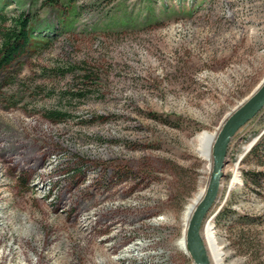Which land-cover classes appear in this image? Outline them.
<instances>
[{
  "label": "rangeland",
  "instance_id": "1",
  "mask_svg": "<svg viewBox=\"0 0 264 264\" xmlns=\"http://www.w3.org/2000/svg\"><path fill=\"white\" fill-rule=\"evenodd\" d=\"M263 79L264 0H0V264H194L190 142ZM225 156L209 263L206 223L221 264H264V106Z\"/></svg>",
  "mask_w": 264,
  "mask_h": 264
},
{
  "label": "water",
  "instance_id": "2",
  "mask_svg": "<svg viewBox=\"0 0 264 264\" xmlns=\"http://www.w3.org/2000/svg\"><path fill=\"white\" fill-rule=\"evenodd\" d=\"M264 106V82L259 89L253 91L251 96L242 105L233 109L226 115L221 124V130L214 146V166L210 176L207 192L196 208L193 221L187 234L190 256L194 264H210L209 257L203 244L200 227L204 215L213 201L217 187L223 177L222 169L227 162L225 153L228 142L237 128L248 118L256 114Z\"/></svg>",
  "mask_w": 264,
  "mask_h": 264
},
{
  "label": "bare ground",
  "instance_id": "3",
  "mask_svg": "<svg viewBox=\"0 0 264 264\" xmlns=\"http://www.w3.org/2000/svg\"><path fill=\"white\" fill-rule=\"evenodd\" d=\"M263 82H264V79L257 86V88L254 90V92L257 89H259V87L261 86V84ZM246 100H244L243 102H245ZM243 102L240 105H242ZM240 105H238L237 107H239ZM220 130H221V128H220ZM220 130H219V132H220ZM219 132L217 134L209 133L207 131L200 132L190 142L191 147L193 148L194 152L198 155V157L208 164L207 170L209 172L211 171L213 158L215 159L214 146H215L216 139L219 135ZM237 180H238V178H237V174L235 172L233 174L232 183L236 182ZM209 182H205L204 185H202L200 187L198 192L186 204V206L183 210V213H182L181 235L178 238V240L176 241L175 245H176L177 249H179L182 253H184L185 255H188V256H190V250L188 247L187 234H188L189 228L191 226V223L193 221V217H194V213L196 211V208L198 207V205L200 204V202L202 201V199L204 198V196L207 192ZM204 236H205V241L209 247V253L211 254V257L213 258L214 263L215 264H221L220 258H219V256H220L219 255V248L217 246L215 236H214L213 232L211 231L210 223H206V225L204 227ZM141 247H143V245L134 243V244L128 246L127 248H125V250L118 256L117 259L130 257V256H132L131 254H133L136 250H139Z\"/></svg>",
  "mask_w": 264,
  "mask_h": 264
},
{
  "label": "trees",
  "instance_id": "4",
  "mask_svg": "<svg viewBox=\"0 0 264 264\" xmlns=\"http://www.w3.org/2000/svg\"><path fill=\"white\" fill-rule=\"evenodd\" d=\"M25 21L21 22V27L19 31H12L11 33H7L6 34V38L4 39V44H3V50H5L8 54L7 56H10L11 54L14 53V51L17 49V46L15 45L17 43V41L19 40H25L27 41L28 39V33L25 30ZM13 39V40H11ZM13 41V42H12ZM10 54V55H9ZM256 148V146L254 147ZM94 197H96V195L94 194ZM97 198V197H96Z\"/></svg>",
  "mask_w": 264,
  "mask_h": 264
}]
</instances>
